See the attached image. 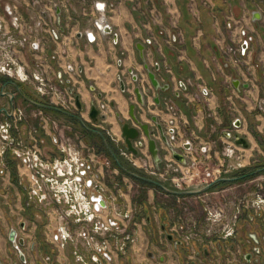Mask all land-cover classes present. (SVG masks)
I'll use <instances>...</instances> for the list:
<instances>
[{
    "label": "crops",
    "instance_id": "obj_1",
    "mask_svg": "<svg viewBox=\"0 0 264 264\" xmlns=\"http://www.w3.org/2000/svg\"><path fill=\"white\" fill-rule=\"evenodd\" d=\"M57 1L0 0V16L4 17V5L16 2L26 29L32 31L31 39L41 44L40 50L30 45L17 54L25 69L30 72L33 57L40 55L47 76L77 96L81 105V110L72 113L78 114L79 119L54 109L41 112L25 102L23 96L48 105L46 99L36 96L25 84L17 83V90L5 77L0 78V119L5 118L11 107L10 98L1 93H11L15 106L25 105L19 136L26 143H32L34 138L46 158L60 157L52 136L67 134L69 128L80 135L85 145L95 147L101 157L113 162L105 153L98 132L117 150L104 129L123 140L121 125L131 122V104L136 106L135 114L141 122L155 128L170 118L160 111L169 97L181 112L178 137L182 148L187 147L186 142L197 145L199 141H226L237 126V134L249 144L243 148L249 161L264 160V115L255 111V102L264 95V0H69L68 16L58 14L51 6ZM38 19L44 21L43 29L34 27ZM102 19L105 22L100 25ZM237 38L248 44V63L259 64L255 71L252 69L255 85H248L242 72H236L224 62L221 47L236 42ZM140 44L145 46L144 61L137 48ZM145 65L155 74L162 90L151 87ZM140 78L150 88L148 95L141 93L143 105L137 103L134 94L136 79ZM198 85L210 88L211 98L208 101L191 98L186 102L183 92H196ZM126 87L132 89V100L124 91ZM229 95L235 101L234 112L229 109ZM93 104L99 110L96 124L89 119ZM175 151L183 152L180 147H175ZM219 153L213 152V160L217 161ZM5 158L4 182L8 186L0 187V260L13 254L8 240L10 231L18 230L25 237L19 229L24 225L29 233L28 264H46L42 257L48 255L52 260L58 257L64 264H72L70 247L57 252L47 242L45 216L34 210L28 214L22 187L27 170L12 156ZM97 170L106 184L112 175L117 177L115 170L103 166ZM117 178L123 182L120 205L132 212L136 210L131 227L135 228L138 239L125 255H115L111 264H186L184 246L175 239H167L172 209L155 204L157 195L167 199L179 197L147 187L146 204L150 211L145 214L141 207L138 211L135 207L133 186L138 187L137 182L124 176ZM254 217L250 212L244 214L232 240L197 247L198 254L204 257L192 264H264L261 253L257 256L254 253V247H264V221L262 231H255L259 223ZM91 264L104 263L93 256Z\"/></svg>",
    "mask_w": 264,
    "mask_h": 264
},
{
    "label": "built area",
    "instance_id": "obj_2",
    "mask_svg": "<svg viewBox=\"0 0 264 264\" xmlns=\"http://www.w3.org/2000/svg\"><path fill=\"white\" fill-rule=\"evenodd\" d=\"M59 5L68 16L67 0H60ZM4 13L11 28L0 16V74L28 85L54 107L70 113L76 111L75 97L47 76L40 55L35 54V66L26 73L16 56L26 46L34 45L36 50H40V43L31 39V30L22 31L23 23L16 2L5 5ZM43 24L44 21L38 19L36 29ZM246 44L233 42L232 46L222 47L228 63L235 67L242 63L243 46L246 47ZM125 90L129 99H132L131 88L126 87ZM255 106L264 114V97L259 98ZM166 109L170 115L165 125L169 147L160 143V150L166 153L161 156L159 168L155 167L144 138L133 142L138 151L134 155L126 150L123 140L104 129L116 144L119 156L148 178L175 191H186L194 187L202 188L223 174L244 169L256 162V159L249 161L245 150L231 140L222 142L223 147L216 163L212 162V157L213 152L218 150L214 149V143L207 142L198 143L186 150L183 153L184 163L175 160L170 150L175 151L174 140L179 129L180 115L169 103H166ZM5 115L0 120V174L5 175L7 163L4 156L9 154L16 157L20 166L27 170L28 174L22 178L26 190L25 205L37 209L47 219V242L57 252L70 247L72 264H91L93 256L104 264H111L115 255L125 254L129 247H133L138 239L135 228L131 227L133 212L120 205L119 184L114 183L112 192L104 178L98 176L97 168L103 166L109 170L111 161L101 157L93 146L85 145L72 132L70 135H53L52 143L61 156L46 158L34 138L28 144L19 137L20 124L25 120L24 111L15 107ZM43 122L46 124L47 120ZM53 126L57 127L54 122ZM151 137L155 141L159 140L156 135ZM139 142H142L141 145ZM251 182L259 183L255 191L228 202H222L220 198L223 196L210 192L211 189L197 195L202 205L203 218L194 219L189 208L184 206L177 218L172 220L168 233L187 249L193 250L196 246L234 238L240 218L246 212L264 220V173ZM43 261L46 264H64L58 257L52 260L45 256Z\"/></svg>",
    "mask_w": 264,
    "mask_h": 264
},
{
    "label": "water",
    "instance_id": "obj_3",
    "mask_svg": "<svg viewBox=\"0 0 264 264\" xmlns=\"http://www.w3.org/2000/svg\"><path fill=\"white\" fill-rule=\"evenodd\" d=\"M55 10H56V12L58 14H60V9H59L58 6L55 7ZM103 19L101 20V22H99L100 25H101V23L105 22ZM137 48L140 51V58L144 61L145 46L140 44V46H137ZM243 49H245V45L243 46ZM145 69L147 70V76H148V79H149V81L151 83V86L154 89H156V90H162L160 88V86H159V82L156 79L155 74L153 72L149 71V68L147 67V65H145ZM11 85L14 86L18 90V86H17L16 83L11 82ZM121 86H122V89H123V83H122ZM2 90H3V88H2ZM1 94L10 98V103H11V106H12L13 105V97H14L13 94H11V93H3V92ZM134 94L136 96L137 103L139 105H143V101H142V97H141V93L139 91V88H136L134 90ZM23 99L26 102H28L31 105L36 106V107H45V108H49V109H56V108H54L52 106H43V105H41V104H39V103H37V102L25 97V96H23ZM156 101H157V103H159V99H157ZM75 105H76V108L78 110H81V105H80V102H79V98L77 96H75ZM135 109H136L135 105L131 104L129 106V118H130L131 122H126V123H123L121 125V136H122L124 144L126 146V150L131 152L134 155H137L138 151L134 148L133 142L136 141V140H140V139H142L141 137H143L146 140L147 151H148L149 155L151 156L155 167L159 168V165L161 163V159L159 157V151H158V147L156 145V142L150 137V132L152 131V129L147 124H144V123L141 122V120L135 114ZM100 118H103V116L101 115ZM89 119L94 124L98 123V121H99V110L97 109L95 104H93L91 106L90 110H89ZM153 121H156V119L153 118ZM131 124H133L134 126H131ZM158 129L161 132V127L160 126H158ZM98 134L102 137L101 133L98 132ZM162 139L165 140L163 137H162ZM103 143H104V146L106 147V149L110 152L111 150H110L106 140L103 139ZM141 143L142 142H139L140 145H141ZM233 143L236 146H239L241 148H245L246 149V148L249 147V144L245 140V138H243V137H241L239 135H234L233 136ZM173 158L175 160L181 162V163L185 162L183 156L180 155V154L173 153ZM182 160L184 162H182ZM121 170L127 176H129V177H131L133 179L143 180V181L149 182V183L157 186L160 190H162L166 194L172 195V196H178V197L179 196H195V195H199L201 193H204V192L208 191L210 188H212L213 186H215V185H217L219 183L233 182V181H236L238 179L236 177H221V178L213 180L212 182H210L206 186H204L202 188H199L197 190L175 191V190L169 189L166 186L156 182L155 180L143 177V176H141V175H139V174H137L135 172L129 171V170L123 168V167H121ZM263 171H264V169L258 168L256 170H254L253 173L254 174H259V173H262ZM15 237H16L15 230H11L10 233H9V236H8L9 240L12 241V242L15 241ZM167 239L169 241H174V237L171 234H169V233L167 234ZM18 241H19L20 244L23 243L22 239H19ZM176 243L178 245L181 244L180 241H176ZM257 251L258 250H255V252H257ZM21 258L23 260V257H21Z\"/></svg>",
    "mask_w": 264,
    "mask_h": 264
},
{
    "label": "flooded vegetation",
    "instance_id": "obj_4",
    "mask_svg": "<svg viewBox=\"0 0 264 264\" xmlns=\"http://www.w3.org/2000/svg\"><path fill=\"white\" fill-rule=\"evenodd\" d=\"M59 2H60V0L59 1H57V2H53L52 4L53 5H51L53 8H55L56 6H58L59 7V9H60V12H62L63 14H65V12L60 8V5H59ZM67 2H68V8L70 9V7H69V0H67ZM9 4H11V3H9ZM7 5V4H6ZM4 7H5V5L3 6V14H4V17H3V19L6 21V23H7V25H8V27L9 28H11L10 27V24H9V19L5 16V13H4ZM18 11H19V7H18ZM19 14H20V12H19ZM68 14H69V11H68ZM21 16V15H20ZM22 19V18H21ZM22 31H25V30H27L26 29V27H25V23H24V21H23V19H22ZM44 26H45V24H43V26L41 27V28H39V29H43L44 28ZM35 28H36V25L34 26ZM33 30V29H32ZM29 31V30H28ZM148 44L150 43V41H148L147 42ZM226 45H228V46H232V43H230V44H226ZM225 46V45H224ZM27 47V46H26ZM25 47V48H26ZM40 47H41V44H40ZM24 48V49H25ZM23 49V50H24ZM247 49H248V44H246V47H245V49H244V54L242 55L244 58V60L242 61V63L240 64V65H238V66H233L232 64H230V63H228V60H227V57H226V55L224 54V52L222 51V47H221V52H222V55H223V58H224V62L227 64V66L228 67H230V68H233L236 72L237 71H239V72H242V74L244 75V77L246 78L245 79V81L248 83V85H255L256 84V76H255V74H254V72L252 71V69L254 68V71H255V69H257V67H258V65L259 64H253V63H248V60H247V56H246V52H247ZM22 51V50H21ZM157 69L156 70H158L159 69V67L157 66L156 67ZM168 71V70H167ZM6 79H7V83L8 84H10L11 85V82H14V83H16L17 84V82H15V81H13V80H11V79H9L8 77H5ZM136 83H137V88H139V91H140V93H143V94H145V95H148L149 94V91H150V88L148 87V86H146L145 85V83H144V78H140V79H136ZM23 84V83H22ZM26 85V84H25ZM18 86V85H17ZM28 86V85H27ZM5 87V86H4ZM29 87V86H28ZM152 87V86H151ZM30 88V87H29ZM153 88V87H152ZM4 89V88H3ZM31 89V88H30ZM126 88H124V91L126 92V90H125ZM154 89V88H153ZM32 90V89H31ZM132 90V89H131ZM33 91V90H32ZM34 92V91H33ZM35 93V92H34ZM126 94L128 95V93L126 92ZM35 95L36 96H38L36 93H35ZM213 95V93H212V90L210 89V88H208V87H206V86H204V85H198V90L196 91V92H189V91H187V90H185L184 92H183V99L186 101V102H189L190 100H191V98L192 99H194V100H196V99H199V98H203V100L204 101H208V99H210L211 98V96ZM39 98H41V99H45V98H43V97H40V96H38ZM128 97H129V95H128ZM262 97H264V95L262 96ZM262 97H260V98H262ZM132 99H133V93H132ZM132 99H129V100H132ZM259 99V98H258ZM257 99V100H258ZM26 102V101H25ZM48 102V101H47ZM227 102H228V105H229V109L232 111V112H234L235 111V101H234V98H233V96L232 95H229V96H227ZM37 103H39V102H37ZM166 103H169L174 109H176L177 110V112H178V114L180 115V119H179V123H178V127H179V124H180V120H181V112H180V110L177 108V106L174 104V102H173V100H172V98H165V100L163 101V104H162V107H161V109H160V111L161 112H163L164 114H166V115H168L169 117H170V115H169V112H168V110L166 109ZM39 104H41V105H43V106H52V105H50L49 104V102H48V105L47 104H42V103H39ZM10 105H11V103H10ZM15 107H19V108H21L23 111H24V109L22 108V107H20V106H15L14 105V101H13V105L10 107V111L9 112H11ZM52 107H54V106H52ZM38 108H40V110L39 111H41L42 112V110H45V109H49V108H45V107H38ZM54 108H56V109H54V110H58V111H61V112H63V113H66V114H72V113H70V112H66V111H63V110H61V109H59V108H57V107H54ZM76 110H77V108H76ZM40 112V113H41ZM75 112V111H74ZM256 113L257 114H259V115H264V114H262L261 112H259L258 110H256ZM24 114H25V111H24ZM9 115H10V113H9ZM168 121V120H167ZM167 121H162V122H159L158 123V126H160L161 127V132L159 131V129H158V126H156L155 128H152V131L150 132V137H151V135H156V136H158L159 137V140H154L152 137V139L156 142V145H157V147H158V151H159V157H160V159H161V156L164 154V153H166L165 152V150H160V143L162 142L163 144H165L167 147H169V145H168V139H167V136H166V134H165V132H166V122ZM237 126L234 128V129H232V131L229 133V136H228V140H231V141H233V136L234 135H238L237 134ZM178 135H179V129H178V133H175V140H174V147H177V148H181L182 149V153L180 154V155H182L183 156V153L186 151V150H189L191 147H193L194 145H192L190 142H186V144H187V147H184L183 146V148H182V143H180V141H179V137H178ZM162 137L165 139V140H163L162 139ZM141 138H143V137H141ZM244 138V137H243ZM246 140V139H245ZM204 142H207V143H214L215 144V147H214V149L215 150H218L219 149V146H220V143L221 142H219V141H217V140H208V141H204ZM199 143H202L201 141H199ZM176 145H178V146H176ZM169 150H170V148H169ZM170 152H171V156L173 157V153H177V154H179V152H177V151H173L172 152V149L170 150ZM184 158V157H183ZM184 161H185V159H184ZM161 162H162V159H161ZM161 164V163H160ZM259 174H261V173H259ZM20 231L25 235V237L24 236H21V235H19V232H18V230H15V229H13V230H15V232H16V237H15V241H10L9 240V238H8V240H9V244H10V247H11V250H12V256H10L8 259H6V260H0V264H28V260H27V256H26V250L29 248L28 246V235H29V233L27 232L28 230L27 229H25V226L24 225H22L20 228ZM27 237V238H26ZM19 239H22L23 240V243L22 244H20L19 243ZM178 241V240H177ZM255 250H258L257 252H255ZM254 253L256 254V256L257 255H259L260 253H261V251H260V249H259V247H254ZM21 257H23V260H22V258ZM43 259H44V256L42 257V261H43Z\"/></svg>",
    "mask_w": 264,
    "mask_h": 264
},
{
    "label": "rangeland",
    "instance_id": "obj_5",
    "mask_svg": "<svg viewBox=\"0 0 264 264\" xmlns=\"http://www.w3.org/2000/svg\"><path fill=\"white\" fill-rule=\"evenodd\" d=\"M241 41H239V39L237 38L236 40V43H240ZM16 58L18 59V61L20 62L19 58H18V55L16 56ZM33 60H34V66H35V63H36V60H37V57H33ZM21 63V62H20ZM22 64V63H21ZM23 65V64H22ZM33 66V68H34ZM25 68V67H24ZM32 68V69H33ZM31 69V70H32ZM26 70V69H25ZM26 73H29L27 70H26ZM6 76L0 74V78H4ZM15 81V80H13ZM17 82V81H15ZM17 83H20V82H17ZM256 104V102H255ZM25 105H22L20 104V107H22L24 109V111L26 112V109L24 107ZM29 108H27V112H28ZM257 110L256 106H255V111ZM0 120H3V119H0ZM51 122V121H50ZM54 124H56V126L59 128V126L57 125V123L54 122ZM65 127V126H64ZM69 130V129H67ZM70 132H72V134H77L78 137H80V135L78 133H76L75 131L73 130H70L68 131V135H70ZM20 137V136H19ZM81 139V138H80ZM223 147V143L221 142L220 143V146H219V149L218 151L220 152L221 149ZM95 149V147H94ZM96 150V149H95ZM97 152V151H96ZM98 153V152H97ZM10 156H12L13 158L17 159L16 157H14L12 154H9ZM7 156V155H6ZM6 156H4V160L6 161ZM122 158V157H121ZM123 159V158H122ZM125 160V159H124ZM126 161V160H125ZM215 162L216 160H213V157H212V162ZM260 161H264L262 159H256V162L254 163H251V166L254 165V164H258ZM127 162V161H126ZM213 162V163H214ZM217 162V161H216ZM215 162V163H216ZM19 163V162H18ZM128 163V162H127ZM129 164V163H128ZM127 164V165H128ZM130 165V164H129ZM130 167L132 169H134L131 165ZM247 168V167H246ZM1 169V168H0ZM245 169V168H244ZM109 170H115L116 174H117V177L118 176H124L126 178H129L132 180L131 177H127V175H123V174H120V171L114 166V164L111 162V167L109 168ZM135 171L139 172V173H142L140 170L138 169H134ZM243 170V169H241ZM241 170H237V171H234L232 173H228V174H223L222 177H232L231 175L234 174L235 172H238V171H241ZM118 172V173H117ZM7 174V170L5 171V175L3 173L0 174V178H1V186L2 188H4L6 185L8 186L7 183L4 182V178ZM143 174V173H142ZM261 174H258V175H255L249 179H243L242 181H236V182H227L228 184H220V185H217L215 186L214 188L211 189L210 192H217L218 195H222L223 197L220 198V200L222 202H228V201H231V200H234L235 198H238V197H241L247 193H251L253 191H255L256 189V184H259V183H255V182H251L253 179H256L257 177H259ZM113 177L110 179L109 182H107V187L112 190V192H114V183H118L120 188L122 189V186H123V182L121 180H119V178L116 177V175H112ZM146 176V175H145ZM259 182V181H258ZM261 182V181H260ZM138 184V183H137ZM263 184V188H264V182H262ZM135 186V185H134ZM133 186V191H134V194H133V198H134V201H135V207L137 209V211L141 210L142 213H147V211L149 212L150 211V208H149V205L146 204V198H147V195H146V189L147 187L145 186H141L138 184V187H134ZM22 187H23V196L25 198V194H26V190H25V184H22ZM167 188L169 189H172L170 188L169 186H166ZM195 188V187H194ZM192 188L191 190H197V189H194ZM156 190V189H155ZM173 190V189H172ZM264 191V189H263ZM159 192H163L162 190L159 189ZM165 193V192H163ZM197 195H195L193 198L189 197V196H179V199L176 197L174 198H165L163 196H159L157 195L156 196V199H155V204H158L159 206L161 207H168L170 209H172L170 211V224L169 226L171 225L172 223V220L177 218L176 216H178V214L180 213V211L182 210V208L185 206V207H188L189 208V212L190 214L192 215V217L196 220H201L203 218V212H202V205L199 201V199L196 197ZM176 200V201H175ZM179 201V202H178ZM165 205V206H164ZM146 206V207H145ZM28 214H31L33 213L34 211H38L37 209L29 206L28 207ZM34 210V211H33ZM146 210V211H145ZM136 211V210H135ZM133 210V213L135 212ZM145 211V212H144ZM39 212V211H38ZM148 214V213H147ZM244 215L241 216V218L243 217ZM240 218V220H241ZM256 221H258L259 224H257V229H255V231H258L260 232V230L262 231V226H261V223H263L262 221H264L262 218L258 217V216H255L254 217ZM169 226H168V229H169ZM251 230H254V229H251ZM237 232V231H236ZM236 236V234H235ZM175 240H177L176 238H174ZM233 239V238H232ZM231 239V240H232ZM182 244V243H181ZM183 245V244H182ZM184 246V245H183ZM131 247H129L127 249V251L130 249ZM184 248L186 249V252H184V255H185V263L186 264H192L193 262H198L199 259L201 260L204 255L201 253V254H198V250L197 249V246L194 247L193 250H189L187 249V247L184 246ZM55 249V248H54ZM56 250V249H55ZM127 251L125 252V254L127 253ZM261 251V254L260 256H263L264 257V247H261L260 249ZM195 252V253H194ZM125 254H122V255H125ZM49 256V255H48ZM51 257V256H49Z\"/></svg>",
    "mask_w": 264,
    "mask_h": 264
},
{
    "label": "trees",
    "instance_id": "obj_6",
    "mask_svg": "<svg viewBox=\"0 0 264 264\" xmlns=\"http://www.w3.org/2000/svg\"><path fill=\"white\" fill-rule=\"evenodd\" d=\"M68 115L73 116V117L79 119L78 114H68ZM103 139L106 140V142H107V144H108V146H109V148H110V150H111L110 152H109V151L106 149V147L104 146ZM101 141H102L101 144H102V147H103L105 153L109 154V156L112 157L113 162H114V163H113V162H112V163H113L114 166L120 171V174L126 175V174L121 170V167H123V168H125V169H127V170H129V171L135 172V173H137V174H139V175H141V176H143V177L148 178V177L145 176L144 174L135 171V170L132 169L129 165H127L126 163H124V162L122 161V158L119 156V153H118V151L116 150V148L110 143V141L106 138L105 135H102V140H101ZM258 168L264 169V161H260L258 164H254V165H252V166L250 165V166H248L247 168H245V169H243V170H241V171L235 172V173L232 174L231 176H232V177H236V178H238V179L236 180L237 182H238V181H242L243 179H249V178H251V177H253V176H255V175H258V174H254V173H253V171L256 170V169H258ZM262 173H264V171H263ZM127 177H128V176H127ZM134 180H135L139 185H141V186L154 188V189H156V190L159 191V188H158L157 186H155V185H153V184H151V183H149V182H146V181H143V180H136V179H134ZM236 181H233V182H236ZM220 184H228V183H219V184H217V185H220ZM217 185H215V186H217ZM215 186H213L212 188H214ZM212 188H210V189H212Z\"/></svg>",
    "mask_w": 264,
    "mask_h": 264
}]
</instances>
